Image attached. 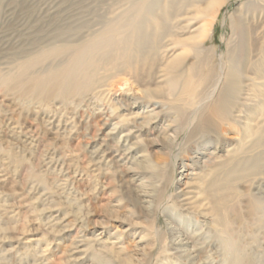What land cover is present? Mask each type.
I'll use <instances>...</instances> for the list:
<instances>
[{
    "label": "rangeland",
    "instance_id": "obj_1",
    "mask_svg": "<svg viewBox=\"0 0 264 264\" xmlns=\"http://www.w3.org/2000/svg\"><path fill=\"white\" fill-rule=\"evenodd\" d=\"M121 1L0 0V73L11 71L26 57V52L35 51L44 41L52 40L53 32L62 27V23L63 26L72 23L86 4H92L90 17H94L96 13H106L111 2L120 4ZM242 10L249 11L250 21L257 26L253 38L263 42L262 1H228L219 13L209 40L202 46L208 58V64L202 66V74L213 66L218 70V55L226 52V41L233 39L235 44L238 40L236 33L232 35L231 19ZM200 24L201 18L191 24V31ZM195 33L188 32L184 37ZM177 53H182L180 47ZM184 55L187 57L177 69L183 68L185 77L189 78L187 73L196 67L194 52L187 50ZM175 71L173 68L168 77L175 83L171 92L168 82L158 84L163 86V91L156 94L148 109L143 108L146 97L142 92L143 83L137 87L133 82V90L125 85L123 90L111 93V98L120 102L119 106L138 101L139 116H147L153 108L158 116L147 128L148 132L135 129V137L128 143L136 159L130 155L131 159L125 162L119 157L111 158L116 154L114 149L121 135L134 125L126 124L117 130H113V126L134 115L126 116L119 110L122 116L115 117L111 124L105 125L104 117L87 123L92 111L83 104L82 114H77V127L67 137L42 120L41 113H36L38 105L28 108L20 96L0 85V226H3L0 255L10 259L7 263L19 264L20 258L28 254L23 262L32 264V253L37 248L43 255L40 259L43 264H161L168 258L188 264L174 249L172 230L184 231L186 235L199 232L197 239L203 248L199 258L212 255L217 264L227 263L228 251L208 211L198 213L188 206H180L183 203L176 202V198L184 195L203 200L198 177L214 169L241 146L246 121L240 123L234 117L226 120L213 116L217 120L212 128L216 129L215 133H201L197 129L200 122L197 110L201 103L189 105L182 101L186 96ZM202 83H196V90L202 91V101H206L213 85ZM143 117L138 121H143ZM168 125H171L170 130ZM97 147L100 155L106 148L108 154L112 153L106 159L108 163L104 159L93 160L91 151ZM180 171L196 175L194 179L183 177L176 181ZM186 182H190V186ZM255 185L253 192L264 196V175ZM145 191L157 195V199L155 196L154 202H141L143 196L140 195ZM242 209H246L244 205ZM56 220L60 223L54 227L60 232L52 230V224H48ZM253 226L251 230H255L256 239L246 236L245 253L253 260L252 264H264V229ZM7 263L0 261V264Z\"/></svg>",
    "mask_w": 264,
    "mask_h": 264
},
{
    "label": "bare ground",
    "instance_id": "obj_2",
    "mask_svg": "<svg viewBox=\"0 0 264 264\" xmlns=\"http://www.w3.org/2000/svg\"><path fill=\"white\" fill-rule=\"evenodd\" d=\"M228 1L230 0H123L120 4L111 2L106 13H96L94 17H90L92 4L88 3L82 8L83 11L75 15L76 19L72 23L63 26L59 22L62 27L53 32L50 37L52 40H43L42 47L40 45L35 51L26 52V57L11 71L0 73V85L20 96L28 108H36L38 105L36 113H41L42 120L53 129L61 131V134L68 135L67 137L77 127V114H82L83 104H87L86 109L92 111L87 123L104 117V124H111L115 117L122 116L119 110H123L126 116L134 115L132 119H122L113 126V130H117L126 124L134 125L127 128L128 132L121 135L120 140L115 143L116 154L111 160L119 157L124 161L130 160V155H134L128 142L135 137V132H148L147 128L158 116L154 108L147 116H139L140 112L136 110L140 107L138 101L119 106L120 102L111 98L112 92L123 90L125 85L133 90V82L137 87L143 83L142 92L146 96L143 108L148 109L156 94L163 91V86L158 84L168 82V90L171 92L175 83L168 80V77L175 68L173 73L180 79L181 91L186 96L182 101L189 105L201 103L197 110L200 112L197 129L201 133H215L216 129L212 128L217 125V120L213 116L219 115V118L226 120L234 117L240 123L242 120L246 121L245 139L241 146L214 169H206L209 171L198 177V188L203 194V200H198L196 196L178 195L176 202H181L183 204L180 206H188L198 213L207 214L208 211L217 226L218 230L215 231L220 233L228 251L227 263L252 264L253 260L245 253V238L252 236L256 239L253 233L255 230H251L253 225L264 229V196L253 192V187H256L255 184L264 175V39L260 43L259 39L253 38L257 26L250 21L249 11L242 10L231 19V32L232 35L237 34L238 40L235 44L233 39L226 41V52L218 55V70L213 66L205 74L201 71L204 63L208 64L202 46L209 40L219 13ZM259 1H262L264 7V0ZM199 18L201 24L191 31V24ZM194 31V35L184 37L186 33ZM179 47L182 53H177ZM187 50L194 52L196 64L187 73L189 78L185 77L186 71L183 68L177 69L187 57L184 55ZM198 81L213 85L210 88L212 94L208 96L209 100L212 98L210 101H202V91L196 90ZM152 85L157 86L153 88ZM197 98L199 99L196 100ZM206 111L209 112L208 115ZM140 117H143L141 122L138 121ZM167 129L170 130L171 125ZM109 134L112 135L113 132L110 131ZM91 152L95 156L92 157L93 160L107 161L112 154H108L107 148L103 149L101 155L100 148ZM182 171L176 181L183 177L194 179L193 175H196L194 172ZM186 184L190 186V182ZM140 196H143L140 200L144 203L154 202L155 196L157 199V195L149 191ZM242 205L246 209L243 210ZM4 209L7 210V207ZM56 221L48 224H52L49 227L57 232L59 229L54 226L60 222ZM2 227L0 226V232L3 231ZM170 233L174 249L188 264L218 263L212 259V255L199 258L203 253L197 239L199 232L196 235H186L184 231L172 230ZM32 254V264H43L40 262L43 256L40 250L35 248ZM28 257L27 254L24 259ZM24 259L20 258L19 264H31L24 263ZM0 261L7 263L10 259L0 255ZM161 264L182 263L168 258Z\"/></svg>",
    "mask_w": 264,
    "mask_h": 264
}]
</instances>
